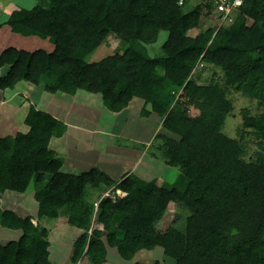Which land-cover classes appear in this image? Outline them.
<instances>
[{"label":"trees","instance_id":"16d2710c","mask_svg":"<svg viewBox=\"0 0 264 264\" xmlns=\"http://www.w3.org/2000/svg\"><path fill=\"white\" fill-rule=\"evenodd\" d=\"M201 6L179 0H36L31 8L11 12L6 24L13 32L47 38L54 49L5 48L0 90L21 81L59 95L86 90L100 94L114 113L141 98L140 115L158 114L162 130L179 136L168 140L165 155L180 173L174 184L162 185L126 173L116 184L126 195L116 201L109 197L97 209L91 185L63 171V157L50 148L64 126L31 106L25 119L29 131L0 139V193L33 190L39 222L0 207V228L23 232L0 243V264H55L46 226L62 219L82 228L72 234L73 242L62 241L72 248L71 263L77 264L88 247L93 264H106V247L98 237L104 232L88 231L96 210L109 244L127 260L141 250L162 248L179 264H264V154L246 161L244 143L222 131L232 109L227 93L191 79L199 62L216 65L227 86L264 104V0H245L233 23L214 37L208 29L189 34L201 25ZM162 32L167 33L163 57L128 45L132 40L154 44ZM111 35L121 39L122 48L87 60ZM180 90L191 102L205 99L202 108L208 109L195 118L174 115L170 108ZM244 126L264 140V114L245 113ZM162 130L155 135L158 145L165 139ZM171 202L178 211L165 228L160 217Z\"/></svg>","mask_w":264,"mask_h":264},{"label":"rangeland","instance_id":"374dc122","mask_svg":"<svg viewBox=\"0 0 264 264\" xmlns=\"http://www.w3.org/2000/svg\"><path fill=\"white\" fill-rule=\"evenodd\" d=\"M35 3L36 0H0V24L10 16L11 11L14 9L21 7L31 8ZM253 22V19H248V24L251 25ZM204 23L201 21V25L195 29H192L189 34L197 35L201 30L208 29L213 33L212 37H214V34L216 33L213 31L215 28L212 26L216 27L218 22L210 20V23ZM166 38L167 33L162 32L158 41L154 44L147 45L141 43L140 41L132 40L128 43V45L141 49L148 56L163 57L164 52L162 46ZM10 46H16L24 49L26 48L29 51L41 49L52 51L54 49V44L47 38L44 39L38 36H23L22 34L13 32L11 27L3 25L0 27V54L3 52L4 48H8ZM121 48L122 41L120 38L115 35L108 36L100 48L91 54L87 60H99L107 55L115 53ZM251 56L253 59L259 58V54L257 53H253ZM4 72V69H0V75H2ZM191 79L199 84H217L222 91L227 93V98L232 102V109L225 119V124L222 131L229 137L244 143L245 147L248 149V153L245 156L246 161L256 159L257 153L264 154V140L258 138L253 132L252 128H246L244 126L245 113H248L250 116L263 115L264 104L260 103V101L257 99L250 98L244 95L242 92L236 91L227 86L224 72L216 65L199 62L193 70ZM18 84H20V86H18L19 89L23 88L24 85L31 87L30 94H32L33 97H38L39 91H42L40 86L33 85L27 81H21ZM85 95L86 102H91L93 106L102 104L103 99L100 94L90 93L85 90H80V92H78L76 100H82L85 98ZM90 96L94 99H92ZM72 100L73 97L70 94H55L53 103L50 104L47 112L59 114L60 118L63 116L67 117L68 115L73 116V114L68 113L69 105ZM142 103L144 104L141 98H135L127 110L121 112V114H118L119 119L117 122V127L119 130H121V132L118 134V138H116L114 144L110 145L107 150L105 149L106 152L100 154L98 151L97 153H95L96 151L94 153L90 152L87 150L88 145H82V143H80L78 146H75L74 143L76 139L70 136L68 140V143L70 144V153L80 154L84 158H94L95 156L99 155L107 163H113L117 161L119 162L117 167L121 165V169L125 168L128 170H133V165L129 164L132 162V160H134L135 152L131 153V151L128 150L131 149V147L134 148L136 145L140 149H134L135 151H139L136 152L137 155L140 153V159H138L136 168L134 169L136 170V174L145 180H151V178H154L158 185H162L165 181L169 184H174L180 172L177 168L166 163L168 156L167 154L165 155V151L166 147L168 146V140L179 139V136L173 135L164 129L162 130V118L160 119L158 114L155 113L154 116H146L149 117V120H147L145 116L142 117L139 114L140 109H142ZM203 103L205 104V99L203 98L191 102L190 98L186 97L184 92L180 90L177 93L175 102L170 108V112L172 111V113L177 116L186 113V115L190 117H199L204 109H208V106L202 108ZM16 106V102H11L4 105L3 109H10L14 112ZM149 109H151L150 106ZM74 117H76L75 114ZM161 130L163 132L160 134H163L162 136L165 139H162L164 144L161 143L162 141L160 140V144L158 145L156 141V134ZM136 136H139V138ZM88 141H91L90 137H87L84 142L86 143ZM62 142L63 140H57V143L59 144H62ZM56 147L58 146H53L54 149H57ZM64 163L67 165V168H74L72 164L68 162ZM78 172H80L78 175L83 177L91 185L92 192L96 197H98V201L95 204V208L97 209L104 203L105 199L109 197L112 198L113 201H116L118 197H123L126 195V192L122 189H119L118 185L116 186L114 184L107 183L108 178L105 177L106 175L104 169L102 168L100 169L97 167H91L90 170L79 169ZM33 194V190H30L24 194H20L15 191H8L4 195V199H2V195L0 194V203H4L10 210H16L22 215H27L30 217L31 222L36 225L39 222L37 218L39 212V202L35 199V197H33ZM177 211L178 204L174 202L169 203L167 209L160 217V220L162 221L161 223L164 224L165 228L169 223L174 221ZM199 222L202 221L200 220ZM44 225H47L46 222ZM46 227L48 228L50 234V259H52L55 264H72V248L67 249L63 247L62 241L70 240V242H73V240L71 241L72 234L80 232V229L82 228L78 226H71L67 224L64 219L60 220L59 225H56L55 227ZM94 229L104 232L98 237L100 240H102V242H104L106 247V264H135L137 262L143 264H155V262H159V264H179L175 258L165 255L162 248H156L154 250H141L131 260L123 258L118 252L117 247L111 246L109 244L103 224L99 221V214L97 210L93 213L91 226L88 230L89 233L91 234V231ZM22 234L23 232L21 230H0V243H6L11 239H19ZM87 248L88 247H86L84 256L77 262V264H93L89 254L87 253Z\"/></svg>","mask_w":264,"mask_h":264},{"label":"crops","instance_id":"0c3cea01","mask_svg":"<svg viewBox=\"0 0 264 264\" xmlns=\"http://www.w3.org/2000/svg\"><path fill=\"white\" fill-rule=\"evenodd\" d=\"M8 18L9 17H7L0 26L7 25L6 22ZM18 86H20V84H17L14 88L11 89L8 88L5 90H0V139L15 137L19 132H28L30 127L25 123V119L30 107L34 106L37 110L47 112V109H49L48 107L51 103H53L55 96V94L53 93L41 89L42 91H39L38 97H33V95L30 94L31 87H29L28 85H24L23 88L19 89ZM78 92H80V90ZM78 92L72 95L73 100L69 105L68 113L73 114V116L68 115L67 117L63 116L62 118H60L59 114L47 112L64 126V130L61 136L53 137L51 139L50 148L53 149L58 155L61 154L64 162H68L74 167L67 168V165H65L64 163L62 168L63 171L78 175L80 173L78 172L79 169L90 170L91 167H97L100 169L102 168L104 169L106 175L105 177L108 178L107 183L116 185L121 180H123L126 173H136V170L134 169L136 168L138 159H140V153L137 155L136 152L139 151H135L134 149L139 148L135 145L134 148L131 147V149H127L128 151H131V153L135 152V158L129 164L133 165V170H128L125 168L121 169V165L117 167V164H119V162L117 161H112L113 163H107L99 155L95 156L94 158H84L80 154H71L69 150L70 144L68 143L70 136L76 139L74 143L75 146H78L80 143H82V145L86 144L88 145V151L93 153L95 151V153H97L98 151L100 154L106 152L105 149L107 150L110 145L114 144L116 138H118V134L121 132V130H119V128L117 127V122L119 119L118 114L121 113H114L106 109L103 100L102 104L93 106L91 102H86V95L85 98L77 101L76 96ZM91 98L94 99L93 97ZM11 102L17 103L14 112L10 109H3L4 105ZM142 105L141 108H143ZM141 111L142 109H140L139 114H141ZM74 114L76 115V117H74ZM152 115L154 116V114ZM145 118L149 120V117ZM87 137H90L91 141L85 143L84 141ZM136 137L139 138V136ZM57 140H63L62 144L57 143ZM54 145L58 146L56 147L57 149L53 148ZM7 192L8 191L0 193L2 195V199L5 198L4 195ZM0 207L4 210L8 209L4 203H0Z\"/></svg>","mask_w":264,"mask_h":264},{"label":"built area","instance_id":"2783aa9c","mask_svg":"<svg viewBox=\"0 0 264 264\" xmlns=\"http://www.w3.org/2000/svg\"><path fill=\"white\" fill-rule=\"evenodd\" d=\"M244 1L245 0H179V4L183 6H188L189 4L198 7L202 5L200 17L203 23H210V20L218 22L216 27L212 26L215 28V30H212L217 34L220 29L226 28L233 23Z\"/></svg>","mask_w":264,"mask_h":264},{"label":"clouds","instance_id":"9594fccd","mask_svg":"<svg viewBox=\"0 0 264 264\" xmlns=\"http://www.w3.org/2000/svg\"><path fill=\"white\" fill-rule=\"evenodd\" d=\"M201 21H202V19H201ZM203 22V21H202Z\"/></svg>","mask_w":264,"mask_h":264}]
</instances>
